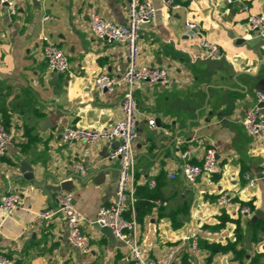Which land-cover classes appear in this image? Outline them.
<instances>
[{
  "label": "crops",
  "instance_id": "crops-1",
  "mask_svg": "<svg viewBox=\"0 0 264 264\" xmlns=\"http://www.w3.org/2000/svg\"><path fill=\"white\" fill-rule=\"evenodd\" d=\"M149 1L158 11L152 23L141 26L140 61L167 68L170 82L141 83L134 89V201L124 217L135 222L143 252L158 264H250L254 257L264 264V178H258L264 168V133L251 136L242 125L256 103V91L264 92V65L233 37H252L243 5L264 15V0H176L179 7L168 10L160 0ZM126 5L127 0H18L12 17L0 8V123L7 114L11 137L0 158V196L15 190L20 194L11 214L0 211V250L8 264H134L124 245L111 242L93 225L114 195L118 161L106 159L113 143L60 141L65 127H108L121 117L122 89L99 92L93 78L101 72L122 74L125 50L92 36L89 14L122 24ZM187 19L197 24L195 35L185 32ZM42 34L67 56V72L47 71ZM205 36L217 41L236 80L224 69L208 72L201 64L209 58L199 47ZM149 118L155 120L152 128ZM27 127L35 137L29 144ZM209 147L216 151L219 172L188 183L181 171L182 152L193 149L186 160L199 164ZM23 160L32 179L21 172ZM72 160L86 166L84 176L72 172ZM245 174L258 178L253 186ZM144 178L154 179L155 187ZM64 181H71L74 204L85 218V253L69 245L61 217H38L41 210L55 207L57 191L51 186ZM222 192L236 205H248L251 214L219 206L216 199ZM193 233L198 252L184 239ZM237 238L235 248L245 251L240 260L231 251L208 249Z\"/></svg>",
  "mask_w": 264,
  "mask_h": 264
},
{
  "label": "built area",
  "instance_id": "built-area-1",
  "mask_svg": "<svg viewBox=\"0 0 264 264\" xmlns=\"http://www.w3.org/2000/svg\"><path fill=\"white\" fill-rule=\"evenodd\" d=\"M231 2L232 0H228ZM162 8H178L176 0H160ZM5 7L7 15H16L18 0H0V8ZM245 12L246 28L253 36H260L264 39V15L254 13L248 4L243 5ZM156 8L149 0H127L126 20L122 24L101 17L95 12L89 14V31L92 36L105 40L106 42H116L123 46L127 59V66L122 74L111 75L108 72H101L93 78V84L97 91L112 92L122 89V100L120 103L121 117L108 127H87L74 126L65 127L60 132V141L66 145L82 143L87 146H94L98 143L111 144L118 142V147L111 149L106 159L117 160V179L115 183L114 195L109 204L102 206L97 214L95 222L111 230L115 240L124 245L134 264H158L154 259L143 252L141 244L136 234L135 222L125 219L124 213L134 201L135 182V159L136 152L134 143L138 138L137 127V103L134 96V89L141 83H156L166 86L170 82V72L165 67L151 66L140 61L139 33L143 24L152 23L157 14ZM48 16L43 17V21L48 20ZM185 32L195 35L197 24L192 20L184 23ZM42 53L46 62L48 72L63 74L69 69L68 58L65 53L57 47L50 39L42 34ZM199 47L204 50L212 60H218L222 53L216 40L209 37L199 39ZM259 104H262L259 106ZM149 127L155 124L154 118L147 120ZM244 130L251 136H260L264 133V92L256 91V103L242 118ZM10 133L2 123H0V158L6 153L7 145L10 142ZM191 150L182 152L184 162L181 164V171L184 179L193 184L199 176L213 175L219 172V163L216 151L213 147L206 148L203 152L201 162L194 164L186 159ZM72 172L79 176L86 174V166L72 160L70 164ZM174 178V175H170ZM248 186H253L258 178H264V168L259 172L258 178H253L248 174L244 175ZM143 182L150 188H154V179L144 178ZM55 207L46 208L38 213L41 219H51L59 216L66 226V240L70 246L81 253H85L89 248V236L82 230V223L85 220L83 214L76 208L71 191H57L54 195ZM20 203L19 191H11L0 196V211L11 214ZM219 206L233 210L240 215L251 214L248 205H236L231 197L222 192L216 199ZM207 235L211 233L204 231ZM189 240L190 249L198 252V237L193 233L184 238ZM0 264H8V258L0 250Z\"/></svg>",
  "mask_w": 264,
  "mask_h": 264
},
{
  "label": "water",
  "instance_id": "water-1",
  "mask_svg": "<svg viewBox=\"0 0 264 264\" xmlns=\"http://www.w3.org/2000/svg\"><path fill=\"white\" fill-rule=\"evenodd\" d=\"M237 45H244L247 50H251L259 60V65H264V39L260 36H253L251 38H243L239 34H234ZM201 64L205 65L208 72L226 70L227 76L236 80V75L233 72V67L228 63L225 57H221L218 60H212L210 58L203 60ZM56 75V73H54ZM219 80H223L224 76H219ZM262 104H259L261 106ZM118 147V142H113L112 148L115 149ZM21 172L26 179H32V171L30 165L25 160L21 161ZM51 189L56 191H70L72 189L71 181H64L58 186H51ZM260 214V212H258ZM97 229L101 230L110 241H115L114 236L111 233V230L108 227L101 226L99 223L94 222L93 224Z\"/></svg>",
  "mask_w": 264,
  "mask_h": 264
},
{
  "label": "trees",
  "instance_id": "trees-1",
  "mask_svg": "<svg viewBox=\"0 0 264 264\" xmlns=\"http://www.w3.org/2000/svg\"><path fill=\"white\" fill-rule=\"evenodd\" d=\"M2 124L4 125L5 129L8 131V126H9L8 125L9 124L8 123V116L5 113L3 114ZM25 135H27V137H28V144L33 142V140H35V137L32 135L31 130L28 127L25 130ZM135 207H137V206H135ZM225 217L226 216H224V218L222 219V222L225 221V219H226ZM237 242H238V238L236 239V241L228 242L225 245L211 244L208 246V249L211 251V253H215V252H219V251H221V252L231 251L234 255V259L240 260L242 258V256L244 255L245 251L242 249L238 250L235 248V245ZM256 261H257L256 257H254L251 259L250 264H258Z\"/></svg>",
  "mask_w": 264,
  "mask_h": 264
}]
</instances>
